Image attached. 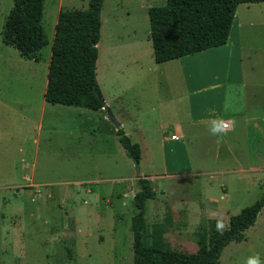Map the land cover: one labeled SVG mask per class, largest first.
<instances>
[{
	"label": "rangeland",
	"instance_id": "374dc122",
	"mask_svg": "<svg viewBox=\"0 0 264 264\" xmlns=\"http://www.w3.org/2000/svg\"><path fill=\"white\" fill-rule=\"evenodd\" d=\"M88 1L45 0L47 44L35 61L2 41L13 0H0V264H132L130 223L142 174L151 178L159 196L147 203L148 238L192 253L206 249L210 220L226 228L230 216L264 191L262 185L247 187L236 173L202 176L205 187H191L182 177H158L178 171L169 157L175 142H159L170 130L155 127L163 110L156 108L153 115L150 107L163 97H157L159 88L155 92L148 87L149 79L132 81L141 65L131 59L144 53L143 63L145 58L154 62L144 5L161 6L166 0H104L96 77L106 107L47 103L42 109L58 12L85 9ZM248 17L263 21L264 3L239 4L234 31L236 22ZM241 35L258 49L254 64L245 65L246 76L264 79V25L245 26ZM197 67L203 71L201 63ZM190 68L184 65L186 75ZM257 92L259 103L252 109L264 116V89ZM108 115L123 121L128 136L143 147L138 166L124 151ZM260 125L264 134V122ZM256 140L252 136V157L257 150L264 154V143L260 147ZM166 189L172 196L160 197ZM173 196L185 197L196 207L191 213L174 207L181 198L174 201ZM255 256L264 264V208L243 240L223 248L219 261L247 264Z\"/></svg>",
	"mask_w": 264,
	"mask_h": 264
},
{
	"label": "trees",
	"instance_id": "16d2710c",
	"mask_svg": "<svg viewBox=\"0 0 264 264\" xmlns=\"http://www.w3.org/2000/svg\"><path fill=\"white\" fill-rule=\"evenodd\" d=\"M104 0H89L85 9L59 10L51 44L44 100L98 110L106 107L96 77L100 40L101 11ZM264 0H166L150 6L148 18L153 57L156 63L181 58L226 44L236 8L243 3ZM45 0H13L5 16L2 41L19 54L38 61L47 37L42 26ZM116 135L126 154L138 166L140 146L119 126ZM146 176L137 177L131 217L132 264H220L223 248L244 239V232L256 222L264 207V191L254 203L229 217L228 226L217 230V220H210L208 242L201 253L165 248L148 238L146 207L154 197Z\"/></svg>",
	"mask_w": 264,
	"mask_h": 264
},
{
	"label": "crops",
	"instance_id": "0c3cea01",
	"mask_svg": "<svg viewBox=\"0 0 264 264\" xmlns=\"http://www.w3.org/2000/svg\"><path fill=\"white\" fill-rule=\"evenodd\" d=\"M149 7L144 5L146 14ZM248 18L244 21L236 19L238 31H234L233 24L228 40L222 46L162 63H156L155 60L151 63L150 58L148 60L145 58L143 63L144 53L130 58L131 61H140L141 65L140 70L133 75L132 81L149 79L151 83L148 87L154 88L155 92L159 88L157 97H163L156 106L150 107L153 115L156 108L159 111L163 110L157 116L155 127L162 129L163 132L170 130V136L163 135L159 142L163 144L166 140L175 142L172 144L174 149L169 153V157L172 166L178 171L167 172L158 177H182L191 187H197L196 184L205 187L202 176L236 173L239 180L248 185L247 187L264 186L261 184V178L264 180V154L257 150V156L252 157L250 146L252 136L257 139L258 146L261 147L264 143L260 125V122H264V116L252 109L259 103L257 91L264 89V79L246 76L245 65L254 64L258 49L253 41L244 40L241 35V28L264 25V20ZM186 63L191 67L188 75L184 69ZM200 63L204 66L203 71L196 68ZM47 103L49 102L44 100L42 109L46 108ZM162 114L165 116L162 117ZM217 119L226 121L228 126L226 134L219 137L209 131L210 124ZM134 121L139 125L138 117ZM119 123L129 135L124 122ZM116 129L117 127L115 132ZM139 146L142 154L143 147ZM142 176L149 178L146 174ZM149 180L151 182V178ZM222 188L226 195V187ZM166 194L172 196L169 189H166L161 192L160 197ZM155 196L159 197L156 193ZM174 199H180L174 207L179 205L185 212L191 213L196 207L195 202H190L185 197L173 196Z\"/></svg>",
	"mask_w": 264,
	"mask_h": 264
},
{
	"label": "clouds",
	"instance_id": "9594fccd",
	"mask_svg": "<svg viewBox=\"0 0 264 264\" xmlns=\"http://www.w3.org/2000/svg\"><path fill=\"white\" fill-rule=\"evenodd\" d=\"M227 130H228L227 124H225L220 119L214 120L209 126L210 133L212 135H215V136H218V137L221 136V135L226 134ZM223 227H224L223 224H221V223L217 224V230L218 231H222ZM247 264H260L259 257L258 256L250 257L248 262H247Z\"/></svg>",
	"mask_w": 264,
	"mask_h": 264
},
{
	"label": "water",
	"instance_id": "95a60500",
	"mask_svg": "<svg viewBox=\"0 0 264 264\" xmlns=\"http://www.w3.org/2000/svg\"><path fill=\"white\" fill-rule=\"evenodd\" d=\"M108 116L115 123L116 127H119V123L116 122V120L114 118H112L110 115H108Z\"/></svg>",
	"mask_w": 264,
	"mask_h": 264
},
{
	"label": "built area",
	"instance_id": "2783aa9c",
	"mask_svg": "<svg viewBox=\"0 0 264 264\" xmlns=\"http://www.w3.org/2000/svg\"><path fill=\"white\" fill-rule=\"evenodd\" d=\"M224 123H225V124H227V122H226V121H225Z\"/></svg>",
	"mask_w": 264,
	"mask_h": 264
}]
</instances>
